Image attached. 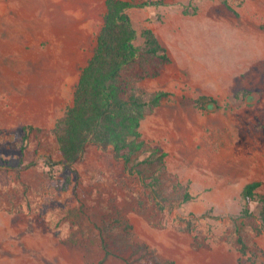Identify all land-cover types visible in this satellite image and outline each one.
<instances>
[{
	"label": "rangeland",
	"instance_id": "rangeland-1",
	"mask_svg": "<svg viewBox=\"0 0 264 264\" xmlns=\"http://www.w3.org/2000/svg\"><path fill=\"white\" fill-rule=\"evenodd\" d=\"M163 1L128 12L136 44L152 28L171 59L139 83L170 94L141 125L167 153L164 209L113 148L88 145L71 172L55 126L42 123L60 96L74 99L107 0H0V264H129L131 249L109 254L102 240L118 215L163 261L264 264L242 261L236 233L243 225L252 247L264 248L261 204L245 217L242 197L254 181L264 194V0ZM202 96L214 100L197 104Z\"/></svg>",
	"mask_w": 264,
	"mask_h": 264
},
{
	"label": "trees",
	"instance_id": "trees-1",
	"mask_svg": "<svg viewBox=\"0 0 264 264\" xmlns=\"http://www.w3.org/2000/svg\"><path fill=\"white\" fill-rule=\"evenodd\" d=\"M106 4L107 12L97 46L93 57L82 69L74 104L68 107L52 132L61 163L71 172H76L74 164L83 158L88 145L93 144L103 150L113 148L115 157L123 160L132 173L140 176L144 188L164 209L170 205V196L166 194L169 179L167 153L150 146L143 139L141 125L146 116L154 112L170 94L166 91H146L139 83L158 76L171 59L152 28H144L141 32L143 45L136 44L138 31L128 11L166 3L163 0H107ZM134 65L139 71L124 76ZM209 100L214 99L202 96L196 103L204 105ZM33 129L31 125L24 127V148L29 142V131ZM141 156L144 158L141 159ZM49 177L56 181L54 163ZM178 185L183 191V201L191 200L188 187ZM261 186L262 182L254 181L244 187L242 197L246 208L243 215L250 217L251 206L259 203L264 224V194L259 192ZM236 233L243 262L256 263L264 257V248L252 247L246 239L243 225H236ZM101 234L109 254L117 250H132L129 264H173L163 261L149 245L136 240L132 224L121 215L107 222Z\"/></svg>",
	"mask_w": 264,
	"mask_h": 264
},
{
	"label": "crops",
	"instance_id": "crops-1",
	"mask_svg": "<svg viewBox=\"0 0 264 264\" xmlns=\"http://www.w3.org/2000/svg\"><path fill=\"white\" fill-rule=\"evenodd\" d=\"M69 81H70V79H68L67 82L69 83ZM76 86H77V84H75V90H76ZM74 98H75V96H74ZM57 101L59 102L58 108L57 107L52 108L53 113H51L50 115H47L43 119V121H42L43 124L45 123V124H49L52 126H56L58 120L64 115V113L66 112L68 107H70L74 104V99L72 100V102L70 104L68 102L67 98L64 97V95L60 96V98L57 99Z\"/></svg>",
	"mask_w": 264,
	"mask_h": 264
}]
</instances>
